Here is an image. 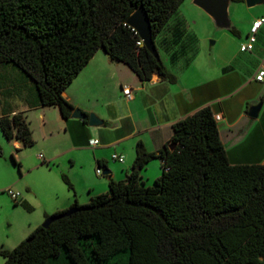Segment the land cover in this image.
<instances>
[{"label": "trees", "instance_id": "trees-1", "mask_svg": "<svg viewBox=\"0 0 264 264\" xmlns=\"http://www.w3.org/2000/svg\"><path fill=\"white\" fill-rule=\"evenodd\" d=\"M185 1L0 0V65L31 80L33 106L56 107L64 119L76 110L65 91L99 51L142 82L158 76L176 84L160 54L178 46L185 31L179 25L172 42L157 39L168 34ZM141 7L160 61L138 46L141 39L127 24ZM230 32L240 37L235 27ZM0 129L8 142L35 145L22 114L1 118ZM157 159L162 175L146 186L141 173ZM98 168L108 170L102 162ZM70 209L76 212L1 252L5 264H264V164L230 163L209 106L175 123L162 150L150 153L139 142L126 181L111 180L108 192Z\"/></svg>", "mask_w": 264, "mask_h": 264}, {"label": "crops", "instance_id": "crops-1", "mask_svg": "<svg viewBox=\"0 0 264 264\" xmlns=\"http://www.w3.org/2000/svg\"><path fill=\"white\" fill-rule=\"evenodd\" d=\"M261 17H264V15ZM254 21H251L250 27ZM170 22L166 28L168 34L166 36L161 35L157 42H172L174 29L180 23L170 24ZM249 32L246 34L247 36ZM247 36L241 41V44L245 42ZM240 37L243 38L241 33ZM186 38L185 31L180 44L166 54L168 62L165 61V64L178 77L176 84L161 80L158 76H154L149 82H142L127 65L113 62L107 55L99 51L68 87L64 97L76 110L79 109L87 115H99L104 119L105 124L102 127L111 124L110 119L112 118V125L115 124L113 130L120 131L119 138L115 141L100 143L96 147L90 146L89 142L91 149H97L93 153L96 167H98V162H102L107 166L110 175L107 177V183H104V185L101 183V185L94 175L93 165L91 175L89 173L85 174L83 192L76 187L73 196H69L61 203L43 207V214L35 219L33 226H30L32 229L29 232L30 234L41 225L44 219L46 220L52 215L70 209L76 200L79 204L84 205L89 203L93 197L108 192L111 180L116 182L126 181L133 170L136 160V146L139 142H142L150 153L162 150L168 145L173 136V125L204 107L209 106L215 117L221 116V120L218 121V128L231 164L239 165L238 162L232 163L230 159V154H233L234 149L238 146V143H232L234 139H240L242 143L248 145L251 152L264 154V106L257 119L249 117V110L251 107L258 105L261 100L260 95L246 93L237 100V104L232 102L227 103V105L221 103L220 105H214L219 100L232 99L238 91H244L251 87L253 82H256L257 85L264 84V82H258L255 79L257 73L264 69V57L261 56L262 49L258 50L259 44L264 45V26L258 33V43L255 50L251 53H243L240 50L236 54L219 57L215 69H211L209 72L210 75L211 73L214 75V78H210V80L207 73L204 76L205 73L195 70L192 62L193 57H189L187 51L184 50ZM178 47L181 48L178 49ZM173 53H175V58L174 61H171L170 57ZM253 60L258 65L254 71H251L247 63ZM214 81L221 82L215 85V83L212 84ZM114 84L121 88V91L123 87H129L130 84L133 87H130L133 90V99L126 101L127 114L122 112L111 113L112 110L117 109L116 104L118 101V98H114L110 93V88ZM217 93L223 95L214 98L215 94V97H217ZM35 101L36 97L31 80L27 79L24 73L12 65H0V119L22 114L29 122L32 134H35L32 127L33 120L37 119L42 134L41 138L44 142L57 141L61 136L69 134L71 142H69L65 153L77 151L78 147H75V141L72 138L71 124L79 119L73 117L64 119L58 108L36 107L33 106ZM259 128L261 129L258 130ZM91 132L96 136L98 134L100 136V131L97 129H91ZM99 139L101 138L99 137ZM91 140H94V138H90ZM126 141H133L132 149L128 154V158L125 156V162L120 163L123 168L119 170L110 166V158L106 154H110L113 150L116 151L114 154H122L123 149L117 151L111 148ZM12 143L18 147L21 146L18 141H12ZM63 145L61 144L60 147ZM100 145H103V147L99 148ZM57 160L58 156L50 158V161ZM111 160L115 164L112 157ZM260 164H264V157ZM162 165L163 162L157 159L150 162L142 171V181L146 186H152L162 175ZM152 171L153 175L150 174ZM26 205H29L27 200Z\"/></svg>", "mask_w": 264, "mask_h": 264}, {"label": "rangeland", "instance_id": "rangeland-1", "mask_svg": "<svg viewBox=\"0 0 264 264\" xmlns=\"http://www.w3.org/2000/svg\"><path fill=\"white\" fill-rule=\"evenodd\" d=\"M262 15H264V5L249 8L245 2H233L231 4L230 19L234 23L236 30L243 36L241 38L230 31L217 29L212 18L194 5L193 0H186L172 17L170 24L180 23L182 29L186 31L187 38L184 42V50L187 51L189 57H193L192 62L195 70L205 73L204 76L207 73V77L210 80V78H214V75L212 73L210 75L209 72L211 69H215L218 63L217 59L227 54L231 55L240 52L241 41L245 39L246 34L250 31L251 21L260 18ZM212 43L215 44L212 45ZM180 48L178 47V49ZM260 49H262L261 56L264 57V45L259 44L258 50ZM101 53L105 54L103 51ZM160 55L164 61L168 62V56L163 51ZM247 65L251 71H254L258 63L253 60L248 62ZM27 79L29 78L27 77ZM220 82L214 81L212 84L218 85ZM129 87H132V85L130 84ZM110 93L114 98H118L117 109L112 110L111 113L122 112L127 114L126 101L128 99L123 95V90L121 91V88L114 84L110 88ZM246 93L258 94L261 96L259 103L264 102V84L257 85L256 82H253L251 87L244 91H238L232 99L225 98L217 101L214 105H220V103L227 105V103L232 102L237 104V100L246 95ZM222 95L217 93V97H215V94L214 98H219ZM100 118L104 120L102 117ZM111 119V124L100 128H92L87 123L79 120L72 122V138L78 150L67 153H65L66 149L69 142H71L69 134L61 136L57 141L44 142L41 138L42 134L37 119L33 120L32 124L33 130H35V134H33L35 145L32 147H18L12 142H8L0 129V148L3 152V156H0V264H5V258L1 252L13 250L23 240L28 238L29 232L32 230L30 226H33L35 219H38L43 214V207L61 203L68 199L69 196H73L76 187L83 192L85 174L89 173L91 175L93 165L94 175L98 178V183H103V185L107 183V177L104 174L102 176H97L96 174L98 167H96L93 153L97 149H91L89 142L90 138L98 140L100 137L99 143L104 144L119 138L120 131L113 130L115 124L112 125ZM91 129L100 131V136L99 134L98 136L93 134ZM132 143L133 141H126L111 149H116L117 151L123 149L121 153L128 158ZM232 143H238L233 154H230L232 163L254 165L262 162L264 154L251 152L249 146L242 143L240 139H234ZM61 144L64 145L60 147ZM102 147L103 145L99 146V148ZM19 148L21 150L17 151ZM115 152L113 150L110 154H106L110 158L109 164L122 170V164L119 162L114 164L111 160ZM40 156L43 157V160ZM53 156H58V160L50 161ZM13 157L16 163L21 165V168L15 164ZM150 174L153 175V171ZM64 176L69 178L74 189H71L66 184ZM8 189L19 195V203L12 199L7 192ZM26 200L30 205V209H27L24 205ZM44 222L45 219L40 226Z\"/></svg>", "mask_w": 264, "mask_h": 264}, {"label": "water", "instance_id": "water-1", "mask_svg": "<svg viewBox=\"0 0 264 264\" xmlns=\"http://www.w3.org/2000/svg\"><path fill=\"white\" fill-rule=\"evenodd\" d=\"M249 8H254L257 6L264 5V0H244ZM194 5L202 9L207 15H209L215 23V26L219 30L231 31L233 23L230 19V6L233 0H193ZM127 24L132 27L139 35L140 39L143 41L146 49L160 61V55L156 48L151 23L146 10L141 7L139 8L127 21ZM215 43H212L214 45ZM263 107V102L251 107L249 110V117L252 119H257ZM72 117L74 119H79L85 121L90 127H102L105 123L96 114L87 115L81 110L77 109L74 111ZM104 176L110 175V171H104ZM75 209H68L65 213L61 215H52L48 217L43 223L44 228H48L53 222L68 217L75 213Z\"/></svg>", "mask_w": 264, "mask_h": 264}, {"label": "built area", "instance_id": "built-area-1", "mask_svg": "<svg viewBox=\"0 0 264 264\" xmlns=\"http://www.w3.org/2000/svg\"><path fill=\"white\" fill-rule=\"evenodd\" d=\"M264 26V17H260L258 19H256L252 26H251V29H250V32L245 40V42H243L241 44V48L240 50L243 52V53H251L255 50L256 48V45L258 43V33L259 31L262 29V27ZM144 45L143 44V41L140 40L138 42V46H142ZM256 81L258 82H264V69H261L256 77H255ZM123 93L124 95L126 96V98L128 100H131L133 99V90L130 88V87H123ZM216 121H220L221 120V116H216L215 117ZM100 143L98 140H91L90 141V146L92 147H96L98 146ZM40 158L43 160V157L40 156ZM112 159L115 161V162H119V163H124L125 162V156L122 155V154H114L112 156ZM103 169L101 168H97L96 170V174L97 176H102L103 175ZM7 192L10 194V196L12 197V199L18 203L19 202V195L18 194H15L13 191H11V189H8Z\"/></svg>", "mask_w": 264, "mask_h": 264}]
</instances>
